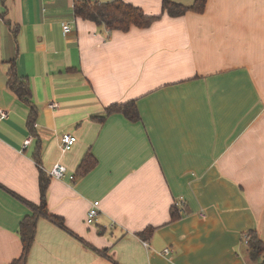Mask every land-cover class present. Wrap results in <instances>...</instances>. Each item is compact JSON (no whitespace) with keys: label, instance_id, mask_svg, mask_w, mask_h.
<instances>
[{"label":"crops","instance_id":"crops-1","mask_svg":"<svg viewBox=\"0 0 264 264\" xmlns=\"http://www.w3.org/2000/svg\"><path fill=\"white\" fill-rule=\"evenodd\" d=\"M123 1L160 18L110 30L77 17L75 0H0V264L22 254L20 223L57 162L67 176L48 177L46 202L65 228L41 216L27 264H264L245 241L254 230L264 243V0L179 16ZM13 59L36 135L8 85ZM131 100L140 121L97 118ZM65 132L78 138L68 151ZM87 153L97 164L80 176Z\"/></svg>","mask_w":264,"mask_h":264},{"label":"trees","instance_id":"trees-1","mask_svg":"<svg viewBox=\"0 0 264 264\" xmlns=\"http://www.w3.org/2000/svg\"><path fill=\"white\" fill-rule=\"evenodd\" d=\"M207 4V0H195L191 5H185L173 0H162L163 10L171 16L183 15L192 10L196 12H203ZM74 12L77 17L89 19L99 24H105L110 30H129L132 26L140 28L150 27L160 15L148 14L140 6L123 0H112L101 2L98 0H75ZM16 37V32H15ZM12 67L9 71L8 85L14 93L23 101L27 102L30 106L28 125L33 135L35 132V119L37 115V107L31 101V88L28 78L19 76L16 67V60L11 61ZM105 114L98 116L99 121H104L109 115L113 113H121L132 122L141 120V114L136 104V100H131L122 103H113L105 110ZM40 149L35 153V157L40 161ZM97 160L91 153H87L83 158L79 167L78 175H84L89 172L95 165ZM50 176V175H49ZM46 173L42 172L40 177V189L42 194L41 204H32L31 213L27 214L21 221L19 233L21 236L23 250L22 254L14 259L11 264H27L29 253L35 241L37 233V224L41 216H45L53 220L59 226L65 228L63 218L55 216L49 212L46 202V192L48 187V177ZM181 217L175 208L172 210V219L176 220ZM152 230V229H151ZM249 238V251L253 258H264V243L259 238L254 230L247 233Z\"/></svg>","mask_w":264,"mask_h":264},{"label":"built area","instance_id":"built-area-1","mask_svg":"<svg viewBox=\"0 0 264 264\" xmlns=\"http://www.w3.org/2000/svg\"><path fill=\"white\" fill-rule=\"evenodd\" d=\"M64 30H65V32H68L70 30V26L68 24H65ZM52 106H56V104L53 103ZM6 116H7V112L0 107V120L5 118ZM77 140H78V138L75 134L70 133V132L63 133L62 137H61V143H62L63 150L68 151V150L72 149L73 146L75 145V143L77 142ZM29 143H30V139L26 140L24 145L26 146ZM48 173L52 177H55L57 179H63L67 176V167L64 164L57 162L48 171ZM99 214H100V201L95 200L92 203V205L88 211L87 222L89 224H94L97 221ZM245 241H246V243L249 242L248 236L245 237ZM145 245L147 246L148 242H145ZM164 252L170 253V248H165Z\"/></svg>","mask_w":264,"mask_h":264}]
</instances>
